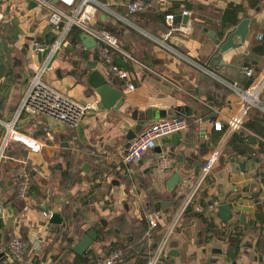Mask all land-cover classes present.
Here are the masks:
<instances>
[{"label":"crops","instance_id":"1","mask_svg":"<svg viewBox=\"0 0 264 264\" xmlns=\"http://www.w3.org/2000/svg\"><path fill=\"white\" fill-rule=\"evenodd\" d=\"M28 1L0 0V121L12 119L29 80L43 61L34 42L55 40L45 10ZM96 1L109 11L98 13L94 25L116 30L125 51L167 79L161 81L121 58L117 66H126L134 89L127 90L121 80L113 84L114 89L122 92L132 109H163L167 118H185L188 127L158 140L154 150L131 165L127 185L122 177L126 167L120 159L128 145L127 132L136 127L130 117L120 114L122 122L117 125L115 119L110 122L111 112L97 109L74 129L45 117L44 126L51 132V139L45 140L40 129L32 128V119L22 115L19 132L44 146L39 153H30L13 143L6 151L8 159L0 163V264H16L7 256L6 244L12 235L21 238L22 226L27 229L24 240L28 242L22 264H91L117 249L123 252V264L146 262L160 233L158 229L148 230V215L158 210L170 214L176 206L172 199L176 187L167 192V180L174 174H180L182 182L193 179L217 148L220 157L198 202L203 218L216 232L206 231V223L200 219L186 217L169 240L161 264H264V87L257 92V107L243 114V127L251 135L243 130L228 138L227 128L216 132L209 121L202 123L213 114L211 121L225 127L230 118L241 114V101L232 85L253 91L264 74V0H143L145 8L132 16H127V5L134 0ZM183 11L190 13L186 22L190 34H172L165 41L172 52L154 39L166 33V15L175 19ZM243 19L249 20L244 43L213 60L218 46L203 29L212 31L222 42ZM75 32L78 38L69 32L62 49L51 56L44 81L54 75L59 83L54 89L85 103L97 100L85 84V66L95 62L96 69L107 78L97 48L87 49L80 40L82 33ZM233 41L237 43L239 38ZM248 70L255 75L247 76ZM177 108L182 113L174 115ZM201 129H205L204 134ZM73 138L78 151L69 145ZM94 150L103 155H90ZM161 156L169 159V170L158 168ZM12 159L26 161L32 176L25 211L16 199L11 178L16 163ZM58 200L62 201L58 206L64 224L56 234L42 213H49L47 208ZM213 201L231 205L232 218L226 224L216 210H208ZM100 223L105 225L98 231L100 240L89 247L82 262H75L77 256L69 248ZM234 236L236 248L232 245Z\"/></svg>","mask_w":264,"mask_h":264},{"label":"built area","instance_id":"2","mask_svg":"<svg viewBox=\"0 0 264 264\" xmlns=\"http://www.w3.org/2000/svg\"><path fill=\"white\" fill-rule=\"evenodd\" d=\"M36 3L38 7L44 9L47 15V22L55 33V40L46 46L47 54L44 56L40 66L35 70L29 83L24 90L15 113L10 121H0L2 127V137L0 140V163L6 157V151L13 143H18L24 146L30 153H39L43 148V142L24 137L18 129V121L22 115H27L32 119V128L40 129L45 137V140L51 139V132L44 126V118L56 120L67 128L78 127L85 117L92 111L98 109L99 98L94 92L93 97L97 100L81 103L74 101L63 95L60 91L54 89L44 81V75L50 70L49 62L52 55L58 53L64 43L67 41V36L71 29L75 28L82 34L90 36L97 43V51L100 62L103 66L105 76L108 81L121 80L126 82V89L132 91L133 84L130 83L129 72L124 69H119L113 64L115 56L122 57L125 61L136 65L138 69L147 72L153 77L167 81L154 69L146 66L137 58L129 54L116 36L105 29L96 27L95 17L100 12H108V8L96 0H56V3H51L49 0H29ZM145 8L143 0H134L127 5V16L135 15ZM182 16H190L187 11L182 12ZM118 20L124 23H129L128 20L117 17ZM165 22L167 25L166 33L160 38L154 39L157 43L168 49L165 46V41L175 33L184 35L190 34V29L186 24H174V16L166 15ZM42 43L34 42V49L41 53ZM169 51H172L168 49ZM173 52V51H172ZM247 76H253L252 70L247 71ZM264 87V74L259 82L253 87V91L239 89L236 85H232L233 91L241 101L240 113L234 118H230L225 127L219 122L209 121L210 126L216 132H223L227 128L228 138L235 133L245 130L242 124L243 114L249 109L257 107L259 103L257 92ZM264 110V108H263ZM188 122L185 118L171 117L156 122H152L144 126L131 140L126 150L121 156V162L126 167V174L131 175V165L138 163L142 157L156 148L158 140L170 135L186 131ZM264 142V141H263ZM69 145L74 151H78L75 147V138ZM221 150L214 149L205 159L199 169L198 174L187 182H182L174 189L172 199L176 203L172 213L167 214L163 210L154 211L148 215V230L158 229L160 231L158 240L145 264H161L166 256V250L169 240L176 230L184 223L186 212L189 208L196 212H200L201 208L198 204L202 190L210 175L214 165L220 157ZM90 155H103L102 151H90ZM16 163L11 178L16 188V199L22 203V209L25 211L30 200V189L32 187V176L27 168V162L23 159H12ZM159 169L166 171L170 169V161L166 156H161L157 160ZM220 205L218 201H213L207 205L209 211H214ZM42 215L47 219L50 213L43 212ZM28 250V242L17 235L9 237L6 244V254L16 264H22L25 260ZM124 255L119 249L112 251L105 257L94 260L91 264H123Z\"/></svg>","mask_w":264,"mask_h":264},{"label":"water","instance_id":"3","mask_svg":"<svg viewBox=\"0 0 264 264\" xmlns=\"http://www.w3.org/2000/svg\"><path fill=\"white\" fill-rule=\"evenodd\" d=\"M53 3H56V0H52ZM30 5H32V1H28ZM34 5V3H33ZM188 20L187 16H181L176 17L174 21L181 22L183 24H186ZM248 25L249 20L243 19L241 20L238 25L226 35L224 41L220 42L216 39V36L214 33L210 30L203 29V31L207 32L208 36L211 37L215 44L218 46V53L215 57H213V60L220 59L221 56L230 51L239 48L245 41L246 35L248 33ZM234 37L239 38V42L235 43L233 41ZM80 40L82 44L87 49H94L97 47L96 41L91 38L90 36H87L85 34H82L80 36ZM49 44V42H45L42 46V52L41 56H45L47 54L46 46ZM85 69L88 70L86 73L85 78V84L91 88L96 95L99 98L98 103V109L100 111H107L111 112V118L110 122L115 119V124L119 125L120 122H122V118L119 116L120 114L122 116H128L130 119L134 122H136V127L134 129H129L127 132L126 140L127 143H129L131 140H133L136 136V134L146 125V123L152 121V120H162L167 118V111L163 109H155V108H147L144 111H138L135 109H132L128 103L125 102L124 96L122 92L117 91L114 89L113 84H115L114 81H111L110 83L108 80L105 79V77L96 69V63L93 62L90 65H86ZM56 74H59V71H56ZM176 114L179 115V113H182V110L180 108H177L175 110ZM184 115H190V113L184 112ZM214 115H210L208 117H205L202 120V123L211 121ZM116 125V126H117ZM201 133H205V129H201ZM123 178H126V172L123 173ZM129 179L125 180L126 184L129 185ZM183 181L180 174H174L170 179L167 180L165 189L167 192H171L172 189H174L178 184H180ZM62 203V201L58 200L55 201L53 207H48L47 210L50 213V216L48 218V225L51 226V229L54 233L58 234L61 230V226L64 224V218L62 215V211L60 207L58 206L59 203ZM204 203H201L203 205ZM45 205V204H43ZM204 206V205H203ZM231 205L229 203H220V205L216 208V215L220 219V221L224 224H226L228 221L231 220L232 214L230 212ZM98 228L99 226H94L91 229L87 230L81 238L72 245L69 249L72 252L74 256L82 257L89 247L95 242L99 241L100 238L98 237ZM22 235L21 238L25 239L26 234V228L21 227ZM170 256L177 257V253H171Z\"/></svg>","mask_w":264,"mask_h":264},{"label":"trees","instance_id":"4","mask_svg":"<svg viewBox=\"0 0 264 264\" xmlns=\"http://www.w3.org/2000/svg\"><path fill=\"white\" fill-rule=\"evenodd\" d=\"M254 1H257V0H254ZM227 19V18H226ZM105 30H107V31H109L111 34H113L114 36H116L117 35V32H115L116 30H112V29H109L108 27H105ZM75 31H79V30H77V29H75V28H73V29H71V31H70V34H73L74 33V37H76L77 36V32H75ZM117 37V36H116ZM77 38H78V36H77ZM122 57H120V56H115L114 58H113V64L115 65V66H117L118 64H119V62L120 63H122V59H121ZM119 69H124V70H126V66H124V65H119V66H117ZM254 72V71H253ZM254 75H255V72H254ZM117 81V80H116ZM116 81H114V82H116ZM204 195V194H203ZM197 205H199V204H197ZM194 207H192V208H189L188 210H187V212H186V217H189V218H193V217H195V218H198V219H200L202 222H205L206 223V231H208V232H210V231H212V233L214 234L215 232H216V230H215V228L213 227V225L211 224V222H209V221H207V219L205 220L204 218H203V214H201V212H203V210L202 211H200V212H196L194 209H193ZM201 209H203V208H201ZM188 214V215H187ZM232 235V234H231ZM236 241H237V236H234L233 237V239H232V245H233V243H234V245H235V247L234 248H236V246H237V244H236ZM82 262L83 261V257H76L75 258V262ZM146 262H147V260H146ZM146 262H143L142 260L141 261H138L137 263L138 264H145Z\"/></svg>","mask_w":264,"mask_h":264},{"label":"rangeland","instance_id":"5","mask_svg":"<svg viewBox=\"0 0 264 264\" xmlns=\"http://www.w3.org/2000/svg\"><path fill=\"white\" fill-rule=\"evenodd\" d=\"M58 80L56 79V77L54 76V75H49V77H48V81L46 80V82L48 83V84H50L53 88H57V86H58V82H57ZM99 226V228H98V231H99V229L100 228H102V227H104L105 225H102L101 223L98 225Z\"/></svg>","mask_w":264,"mask_h":264},{"label":"bare ground","instance_id":"6","mask_svg":"<svg viewBox=\"0 0 264 264\" xmlns=\"http://www.w3.org/2000/svg\"><path fill=\"white\" fill-rule=\"evenodd\" d=\"M258 94V93H257Z\"/></svg>","mask_w":264,"mask_h":264}]
</instances>
